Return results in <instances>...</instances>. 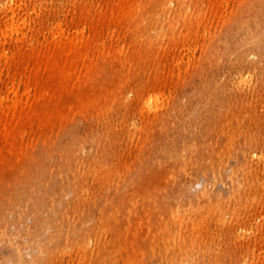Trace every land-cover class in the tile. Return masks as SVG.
Masks as SVG:
<instances>
[{"label": "rangeland", "instance_id": "1", "mask_svg": "<svg viewBox=\"0 0 264 264\" xmlns=\"http://www.w3.org/2000/svg\"><path fill=\"white\" fill-rule=\"evenodd\" d=\"M0 77V254L264 264V0H0Z\"/></svg>", "mask_w": 264, "mask_h": 264}, {"label": "bare ground", "instance_id": "2", "mask_svg": "<svg viewBox=\"0 0 264 264\" xmlns=\"http://www.w3.org/2000/svg\"><path fill=\"white\" fill-rule=\"evenodd\" d=\"M16 91L19 92L18 90H16ZM58 91L62 92V88H59L57 90L55 99H53V101L47 102L45 105H42L40 102H37V103L35 102L31 106L32 112L26 111L25 107L20 106L18 101L13 102L11 104L10 109H11L12 113H14V117L11 119H7L6 116L4 115V108L3 107H4V101L6 100V98L4 96L1 97V99H0V127L3 125L7 126V124H8V135L11 137L15 136V134L17 132L24 131V129H26L27 126H29L30 124H33L34 122L40 120V117L42 114L45 113L46 115H49L50 113H52L53 110H50L51 109L50 107L54 103L57 102V98L59 96L57 94ZM15 94H18V93L15 92ZM89 106H91V104H89ZM85 110H87V109L85 108ZM0 132H1V129H0ZM238 141H239V138H238ZM81 151H82V149L79 148L75 151V154L78 155L81 153ZM25 152H26V150L20 151L18 153V156L20 157V156L25 155ZM22 172L25 173V170H23ZM215 178L216 179L220 178V172H216ZM194 179H197V178H194ZM2 181H3V179H2ZM205 181H206L205 189L202 190V193L199 194L198 197H205L206 196V190L208 189V187L210 186L211 183H210L209 179L205 178ZM183 195H184V193H183ZM158 211L162 212L159 209H158ZM44 225H45L44 222L39 221L36 224L37 228H36L35 234L34 233L32 234L31 239H29L26 242L19 243L18 245H11L10 247H12V253L10 256L7 257V256H3L2 254H0V264H26L27 261H26L25 255L28 252L30 253L32 250H35V248L36 249L38 248L40 253H42L43 250L45 251V249L40 245L39 239L41 236H40V234H38V230H40L42 227H44ZM16 238H18V237H16ZM120 243H121L120 238L117 237L115 240V244H120ZM165 247L167 250H169L171 248V246L169 244H166V242H165ZM193 248H194L193 245H190V243L187 244L186 241H184V248H182L181 252L182 253H188L187 256L190 260L189 261L190 263L195 261L194 257L192 255H190L192 253L191 250ZM98 249L99 250L101 249V245H98ZM31 256H32V258L29 260V262H35V261H37V258L40 257L39 254H36L35 256L32 254ZM28 258H29V256H28ZM165 260L167 262L171 261L167 256H166ZM93 262L96 264H100V261H98L97 259L95 260V257H93L91 264H93Z\"/></svg>", "mask_w": 264, "mask_h": 264}]
</instances>
